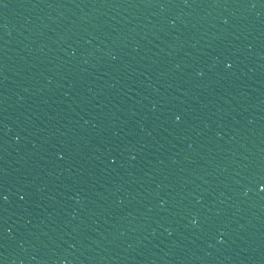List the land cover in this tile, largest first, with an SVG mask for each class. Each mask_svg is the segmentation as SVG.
I'll list each match as a JSON object with an SVG mask.
<instances>
[{"label": "water", "instance_id": "95a60500", "mask_svg": "<svg viewBox=\"0 0 264 264\" xmlns=\"http://www.w3.org/2000/svg\"><path fill=\"white\" fill-rule=\"evenodd\" d=\"M0 264H264V0H0Z\"/></svg>", "mask_w": 264, "mask_h": 264}]
</instances>
